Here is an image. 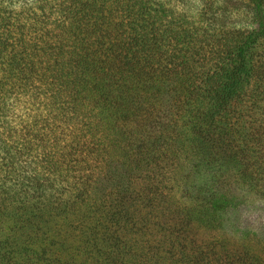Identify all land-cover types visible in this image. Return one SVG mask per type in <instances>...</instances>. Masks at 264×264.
Listing matches in <instances>:
<instances>
[{"label": "trees", "instance_id": "16d2710c", "mask_svg": "<svg viewBox=\"0 0 264 264\" xmlns=\"http://www.w3.org/2000/svg\"><path fill=\"white\" fill-rule=\"evenodd\" d=\"M259 202L264 0H0V264H264Z\"/></svg>", "mask_w": 264, "mask_h": 264}, {"label": "rangeland", "instance_id": "374dc122", "mask_svg": "<svg viewBox=\"0 0 264 264\" xmlns=\"http://www.w3.org/2000/svg\"><path fill=\"white\" fill-rule=\"evenodd\" d=\"M247 206L239 215L241 226L264 232V203L259 202Z\"/></svg>", "mask_w": 264, "mask_h": 264}]
</instances>
